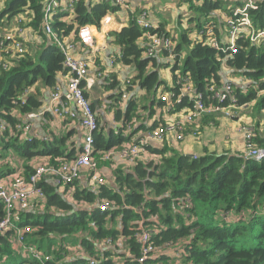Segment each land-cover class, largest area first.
<instances>
[{"label": "trees", "instance_id": "16d2710c", "mask_svg": "<svg viewBox=\"0 0 264 264\" xmlns=\"http://www.w3.org/2000/svg\"><path fill=\"white\" fill-rule=\"evenodd\" d=\"M185 1L188 3L183 6L187 7L189 15L190 11L194 15L188 21L193 25L181 30L175 40L174 53L180 59L169 62L166 54L144 56V46L138 41L147 31L133 20L119 33L113 34L121 50V63L136 70V74L130 77L129 86H133V90H129L133 92L132 95L129 92L126 118H136L138 126L143 127L134 129L132 135L164 125H146L148 117L143 115L140 118L137 113L142 109L149 110L146 114L151 118L153 107L162 103L161 95L178 94V81L187 77L194 93H201L205 101H209L208 96L211 95L206 92L211 85L219 89L230 81L227 73H223L226 69L228 74L231 71V74L241 75L246 82L233 84L234 94L239 105L253 102L242 111L244 123L253 122L255 138L250 143L264 150V46L255 47L245 39H238L235 53L224 52L222 48L225 25L220 15L232 16L234 9L243 7L244 0ZM255 4L257 8L249 9L248 16L256 30H263L264 0ZM27 5L34 12L31 26L37 29L42 15L38 0H18L12 12ZM109 11H116L109 1L87 5L81 0L74 6L75 14L67 24L56 20L53 27L58 32L62 31V37L72 33L77 38L80 27L97 26ZM211 24L215 26L213 40L218 41L220 50L206 43L204 33L211 29ZM193 31L195 33L191 35ZM148 32L151 35H170L163 24ZM201 32L203 41H193L192 37ZM63 61L58 48L48 45L38 53H27L11 61L8 70L0 67V118L9 125L0 138V161L9 149L27 159L35 155H49L52 161L53 158H65L60 141L20 142L10 132L19 122L13 111L23 116L39 107L35 94L21 100L23 92L36 83L55 86L56 74L67 71ZM169 66L171 86H167L160 74L163 67ZM116 88L117 83L107 86L114 92ZM138 90L145 94L137 97ZM114 92L111 94L115 99ZM188 101L184 97L176 108L189 107ZM201 120L212 124L218 121L212 115H204ZM184 134L183 140H175L177 144L171 141V137H165L156 149L148 147V151L141 153L131 166L115 169L111 188L103 186L98 194L76 189L73 194L75 200L88 203L95 199L107 200L113 205L111 208L103 211L98 206L81 209L67 202L55 187L40 183L45 194L44 201L39 203L41 207L25 211L17 219L19 224L14 221L12 225L30 227V232L23 236L24 244L40 251L42 260L49 258L43 264H89L90 260L94 264H118L119 261L122 264H139L137 234L141 227L149 232L155 250L160 251L151 254L146 264H264V158L256 161L245 158L243 153L218 152L209 148H203L200 154L189 155L176 146L185 139L198 140L202 131L193 136L187 129ZM126 143L121 130L112 129L108 134L94 135L96 152L111 148L119 150ZM3 216L0 202V219ZM12 232L0 235V264H39L27 253L16 249ZM107 239L113 245L119 239L123 240L127 255H120L116 261L115 251L110 246H99ZM76 242H80L87 256L65 259L67 247ZM166 243L172 250L164 248Z\"/></svg>", "mask_w": 264, "mask_h": 264}, {"label": "crops", "instance_id": "0c3cea01", "mask_svg": "<svg viewBox=\"0 0 264 264\" xmlns=\"http://www.w3.org/2000/svg\"><path fill=\"white\" fill-rule=\"evenodd\" d=\"M38 1L42 6V15L37 29H34L31 26V23L34 20V12L28 7V5L22 7L16 12H12V7L17 4L18 0H4V2L0 5V43H3V46L0 48V63L6 62L8 64V68L4 70H8L10 68L12 64L11 61H15L18 57H21L24 54L28 53L29 55H32L33 53H38L42 48L48 45H53L54 47L58 48L52 41V37L47 34L43 28V5L46 1ZM102 1H109L112 3V0H83V2L87 5L90 3L91 5H95ZM129 1L131 5L137 9V1L150 0ZM133 1L135 2L134 5ZM245 1L246 0H244V3ZM122 9L123 8L116 9L114 13L110 11L106 13L111 15V22L109 25L105 26L102 23L98 24L97 26L90 25L89 31L94 37V43L92 47H86L87 45L82 43L79 36L75 38L72 33L64 35L65 39L63 41L73 39L75 42V47L72 51L73 56L76 57L75 59H80L87 64V76L81 79L80 86L84 89L85 96L92 104V109L98 122V130L96 131V134H108L112 129L119 131L121 128L120 125H125L129 121H133L132 128L143 127L138 126L139 124L137 123L136 118H126L127 103L130 98L125 100L121 97L123 91H128L130 93L133 92L129 90V88L133 90V86H129L130 83L128 86H125V82L129 80L131 76L136 74L135 68L131 66H125L121 63V50L114 40L113 34L119 33L124 27H127L129 20H131L129 11ZM74 14L75 12L72 14V16L65 13H58L55 15L50 22L52 31L62 37V31H56L53 27V24L56 22V20L60 23L67 24L72 19ZM154 16L158 19L155 20V18L151 17V20L156 27H158L160 24H163L167 28L168 25L166 24L164 17H162L161 11L156 13ZM225 32L226 30L224 29L223 33ZM145 36L147 35L145 34ZM145 36L138 41V43L142 44L144 47L148 41V38H145ZM15 41H19L21 43V53L17 51L14 45ZM1 49H3V51ZM226 72L227 70L224 69V75ZM160 74L163 81H165L164 79H170L168 83L166 81L165 82L167 86H171L172 74L170 66L167 68L163 67V69L160 71ZM69 77L70 73L67 69L66 72H59L56 74L55 86H43L39 83H36L23 92L21 100H23L24 97H27L28 95L31 96L35 94L38 99L39 107L30 110V112L23 116L19 115L17 111L12 112L16 117L19 118V122L14 124V127L10 130L11 134H13L11 136H15L20 142H31L32 140L38 142H54L56 140L60 141V145L63 149V154L66 159H71L79 154L84 138V131L80 126L78 117H58L51 109V93L53 89L55 87H59L61 91H64ZM108 82L114 83L115 85L117 83L115 92L113 90L110 91L111 89H107V86H109ZM112 92H114L115 99L112 97ZM137 92H139L140 96L145 94L144 91L138 90ZM94 102H97V104ZM160 104L161 105H156L153 107L151 118L146 114H149V110L142 109L137 113L140 114V118H142L141 116L143 115L148 117V123L146 125L152 126V124H154L153 126H157L165 124L164 122L172 119L175 113L185 109V107L177 109V105L173 103L171 98L170 100H167V102H162ZM140 105H142V103ZM69 106L72 111H76L74 105L70 104ZM110 110H113L112 113ZM26 116L33 117L26 118ZM212 116L217 117L222 126L213 129L211 126L214 124L210 122H203L202 119L197 124L202 131L200 138L198 140H193L191 138L185 139L180 145L176 146L177 149L189 155L200 154L202 153L203 148H209L218 152H242L243 138L237 131L236 125H233L232 122L230 123L225 120L224 116L221 114ZM137 119L139 120V117ZM0 126L4 128V130L0 133V138H2L9 125L0 118ZM128 135L131 137L129 131ZM171 141L177 144L174 139H171ZM159 144V142H150V150L156 149ZM56 159L57 158H53L52 161V157L49 155H35L27 159L18 156L13 150L9 149L5 158L0 161V182L8 188L17 186L21 181L28 182L30 175L32 172H34L36 167L46 163L55 164ZM104 163H107L108 167L110 166L106 172L105 166L107 165H104ZM127 165L128 164L125 161L117 157L108 162L100 161L98 163V170L96 172L97 176L102 177L105 183L95 187L91 185L94 181L91 178V174L86 170H81L79 178L73 183L65 185L63 188L54 186L49 176H45L40 183L50 184L52 187L56 188L61 196L65 197L67 202L73 204L76 207L87 210L98 206V204L102 202V199H95L91 203L84 202L82 200H75L73 197L75 190L79 189L82 191L87 189L95 194H98L99 189L103 186H110L111 188L113 185V171L117 168H125ZM40 202V200L33 198L26 205L16 203L13 209L11 222L17 221L18 217H22L24 215L22 213L31 210L30 208L35 209L37 207H41L39 206ZM19 222L20 221H17L15 224L18 225ZM13 244L15 245L16 249H19L20 251H23V246L26 247L25 244L21 246L19 243L15 242V240H13ZM123 244L124 241L119 239L115 245L110 246L111 250L115 251L116 261L120 255H127V250L123 249ZM106 246L108 247V245L100 247L102 248ZM66 251L67 257L65 259L67 260L69 258H75L76 256H87L86 253H84V249L81 247L80 242L69 244ZM118 264H122V261H119Z\"/></svg>", "mask_w": 264, "mask_h": 264}, {"label": "built area", "instance_id": "2783aa9c", "mask_svg": "<svg viewBox=\"0 0 264 264\" xmlns=\"http://www.w3.org/2000/svg\"><path fill=\"white\" fill-rule=\"evenodd\" d=\"M43 5V28L44 31L52 37V41L58 47L59 51L64 57V66L68 69L70 77L66 84L64 91H61L59 87H55L51 93V109L58 117H78L80 126L84 131V138L76 157L71 159H66L59 157L56 159L55 164L46 163L40 165L34 169V172L29 177L28 182L21 181L17 186L8 188L0 182V202L3 205L4 216L0 219V235L13 231L12 236L15 242L19 243L21 246L24 244V234L30 232V227H14L12 225L11 219L13 216V209L16 203L21 205H26L33 198L44 201L45 194L42 188L38 185L45 176H49L50 180L53 182L54 186L58 188H63L65 185L71 184L79 178L81 170H86L91 174L93 187L97 185L104 184L102 177L97 176L98 163L108 162L113 158L117 157L125 162L133 163V161L139 157L141 153L147 152L150 142H162L165 137H171L176 141H181L184 138V131L187 129L191 130V134L194 136L198 133L194 126L200 122V119L204 115H217L229 117L236 111H243L248 108L250 103H238V100L234 94L233 83L227 81L221 88L216 89L215 85H211L209 90L211 91L208 96L209 101H205L204 96L201 93H194L192 83L187 77L183 78L181 81L177 82L178 94L175 93H164L161 95L162 102H167V100L172 99L175 105H179L184 97L188 98L190 106L185 107L184 110L174 114V117L160 128L150 130L147 132L139 131L132 135V131L136 128H132L133 121L121 124V133L123 137L127 139V143L118 150V148H111L110 150L96 152L94 149V135L98 130V122L95 113L92 109L90 100L85 96L84 89L80 86L81 79L87 76L88 68L86 62L82 60L75 59L72 51L75 47L71 43L73 39H68L63 41L65 38L60 37L57 33L52 31L51 20L58 13H65L72 16L74 13V6L81 0H44ZM256 1L260 0H246L242 8H237L234 10L232 16L220 15L224 20L225 30L223 33V51H231L235 53L237 50L236 39H247L250 45L255 47L264 46V29L256 30L249 19L248 10L256 9ZM4 0H0V5ZM124 0H116V4L123 7ZM134 23L143 30L156 29L158 27L152 22L148 17L146 12L140 13L137 18L133 17ZM111 18L107 15L103 16L99 24L109 25ZM90 25H85L80 27L78 30L77 37L79 36L82 43L87 45L86 47H92L94 43V37L89 31ZM210 30L206 31L204 34L207 36L206 43L212 45L214 48L220 47L218 41H214V34L212 32L207 35ZM203 33L195 34L192 37L193 41H201ZM75 37V36H74ZM144 56L155 57L159 54H166L167 60H170L173 56V50L175 42L170 35L166 36L164 34H149ZM76 38V37H75ZM10 39V38H7ZM203 41V40H202ZM14 45L19 53L22 52L21 43L15 41ZM3 43H0V48ZM3 51V49H1ZM7 53V52H5ZM2 58V57H1ZM1 61V59H0ZM2 69L8 68L6 62L0 63ZM100 75V74H98ZM244 82L243 84H245ZM129 85V81L125 82V86ZM64 92V93H62ZM261 93V92H260ZM122 99H129V92L123 91L121 95ZM160 97V98H161ZM214 101L215 104H212ZM209 104H207V103ZM70 104L74 105L76 111L70 109ZM264 114V110H263ZM33 116H26V118H32ZM245 122V121H244ZM243 122V123H244ZM193 126V127H191ZM250 124H241L237 131L243 138L244 148L242 153L245 158H252L256 161H261L264 158V150L256 148L255 145H251L250 141L255 138V126L251 128ZM4 130L0 126V133ZM128 131L131 137L128 135ZM113 205L105 200L98 204V208L102 211L111 208ZM137 242L140 244V256L137 258L139 264H146V261L151 257V254L160 253L159 250H155V246L151 243V236L149 232L145 231L142 227L140 232L137 234ZM112 246L110 239L104 240L99 246ZM115 245V244H114ZM171 245L169 243L164 244V248L169 250ZM23 251L29 256L36 259L39 264H43L49 258L42 260V253L37 251L35 247H22ZM19 250V249H18ZM89 264H94L93 260H90Z\"/></svg>", "mask_w": 264, "mask_h": 264}, {"label": "rangeland", "instance_id": "374dc122", "mask_svg": "<svg viewBox=\"0 0 264 264\" xmlns=\"http://www.w3.org/2000/svg\"><path fill=\"white\" fill-rule=\"evenodd\" d=\"M111 3V2H110ZM112 3L114 4V7H115V10L116 9H119V8H122V6L120 5H117L116 4V0H112ZM185 3H188L187 1L185 0H150V1H137V4H138V8H134L130 1L129 0H124V3H123V9L124 10H128L129 11V16H130V19L133 20V17L137 18V16L142 13V12H146L148 14V17L151 19L152 18H155V20H157L158 18L155 17L154 15L156 13H158L159 11H161L162 13V17H164V20L166 21V24L168 25L167 28L165 27L164 25V28L165 30L177 41V38H178V35L180 33L181 30H185V29H188L189 27H191L193 25V23H189L188 21L190 20L191 16H193V12L190 11V15H189V12H188V9L186 6H183V4ZM135 4V2L133 1V5ZM148 4H149V7H148ZM122 9V10H123ZM191 10V9H190ZM235 10V9H234ZM234 12V11H233ZM233 12H232V15H233ZM109 18L111 17V15L109 14H106ZM224 15H228V14H224ZM168 16V17H167ZM154 20V19H153ZM222 21L224 23V20L222 18ZM221 21V22H222ZM130 22V20H129ZM155 22V21H154ZM156 23V22H155ZM177 23V25H176ZM215 26H213L211 24V29L210 31L207 33V35H209L213 28ZM255 28V27H254ZM147 31V30H146ZM148 31L146 33L147 36H145V38H148L150 39L151 37H148ZM195 31H193L192 33H190L191 35L194 34ZM150 34V33H149ZM239 38L236 39V41L238 40ZM247 40V39H245ZM248 41V40H247ZM72 44L75 45V42L74 41H71ZM176 43V42H175ZM145 48V47H144ZM168 57V56H167ZM176 58H179V55L175 54L174 53V50H173V56H172V60H175ZM184 59V57L181 58V61ZM169 62H172L170 60H168ZM224 67V66H223ZM179 73V71H178ZM227 73V77L228 79H230V81L235 84V85H240V84H243L244 83V79L242 78L241 75H237V74H231V71H229V74H228V71L226 72ZM167 83L169 82L170 79H164ZM129 83H130V79L128 80ZM109 84L111 82H108ZM136 91V90H135ZM210 94L211 91L208 89L206 94ZM131 95H132V92H131ZM130 96V94H129ZM137 97H139V92H138V95ZM163 97V96H162ZM162 97L159 98L160 101L162 100ZM107 99V98H106ZM108 101V99H107ZM91 103V102H90ZM111 113L113 110H110ZM261 117V116H260ZM225 120H227L228 122H232L233 125H236L237 129L238 127L245 121V115L242 111H236L234 114L230 115L229 117L227 116H224ZM248 121V119H247ZM219 121H216V124L214 123V125H212L211 127L214 129V128H217L219 126H222V124L219 122ZM250 126L249 127H246V128H251L254 126L253 122H250L248 121ZM235 123V124H234ZM194 129H196L199 132H201V128L198 126V125H195L194 126ZM197 133V134H198ZM243 148H244V142H243ZM242 152H240L241 154ZM128 164V166H131L130 163L126 162ZM104 165H107V163H104ZM110 167V166H109ZM108 165L105 166V172L108 170ZM169 250H172V247H170ZM176 258H179V257H176Z\"/></svg>", "mask_w": 264, "mask_h": 264}, {"label": "water", "instance_id": "95a60500", "mask_svg": "<svg viewBox=\"0 0 264 264\" xmlns=\"http://www.w3.org/2000/svg\"><path fill=\"white\" fill-rule=\"evenodd\" d=\"M95 104H97V102H94Z\"/></svg>", "mask_w": 264, "mask_h": 264}]
</instances>
